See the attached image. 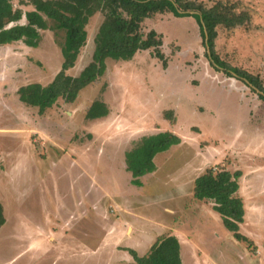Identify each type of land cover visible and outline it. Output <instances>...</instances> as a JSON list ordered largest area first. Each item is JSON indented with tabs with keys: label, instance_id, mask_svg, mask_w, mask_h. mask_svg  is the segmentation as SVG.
I'll use <instances>...</instances> for the list:
<instances>
[{
	"label": "rangeland",
	"instance_id": "rangeland-1",
	"mask_svg": "<svg viewBox=\"0 0 264 264\" xmlns=\"http://www.w3.org/2000/svg\"><path fill=\"white\" fill-rule=\"evenodd\" d=\"M198 1L210 6L219 0ZM227 1L249 12L251 23L230 34L218 28L216 52L264 86V0ZM21 2L14 0V7ZM102 21L101 14L89 20L86 45L69 75L91 62ZM142 30L162 36L165 70L151 51L128 62L107 60L105 74L74 103L60 100L42 115L23 105L17 91L53 80L63 33L42 32L35 49L0 47V264H135L128 248L145 255L157 237L171 234L182 264H264V101L211 68L193 17L156 15ZM95 101L109 114L88 121ZM163 132L181 143L159 154L156 171L140 179L147 185L138 189L124 153L141 137ZM209 168L241 172L239 231L250 246L234 240L212 203L194 198L193 180ZM84 201L97 205L99 217L92 207L81 216Z\"/></svg>",
	"mask_w": 264,
	"mask_h": 264
},
{
	"label": "trees",
	"instance_id": "trees-1",
	"mask_svg": "<svg viewBox=\"0 0 264 264\" xmlns=\"http://www.w3.org/2000/svg\"><path fill=\"white\" fill-rule=\"evenodd\" d=\"M14 7V0H0V47L22 43L35 49L41 42L42 32L48 30L63 33L58 43L62 57L59 72L43 86L28 84L18 89V100L28 108H36L42 115L58 101L72 104L79 93L101 78L106 71V61H131L138 53L151 51L153 59L167 68L161 47L162 36L154 30L144 33L142 25L156 15L171 14L176 18L193 17L198 25L205 57L216 72L235 78L246 84L264 101V86L258 76L231 67L218 56L215 42L217 29L233 33L239 28L249 29L251 15L241 10L237 2L219 0L207 6L198 0H21ZM239 5V6H238ZM101 14L103 21L94 37L91 62L77 76L68 71L74 68L87 41L86 27L89 20ZM109 110L104 102H93L86 111L85 119L94 121L107 117ZM166 120L175 122L171 112L164 114ZM180 138L171 132L143 136L124 153L126 172L131 183L141 187L140 179L156 171L154 159L178 146ZM240 171L209 168L193 183V196L199 201L212 203V210L221 219L223 227L235 241L251 245L240 233L244 219L242 200L237 196ZM5 224L0 203V228ZM135 264H182L180 244L173 235L156 239L144 256L129 250Z\"/></svg>",
	"mask_w": 264,
	"mask_h": 264
},
{
	"label": "crops",
	"instance_id": "crops-1",
	"mask_svg": "<svg viewBox=\"0 0 264 264\" xmlns=\"http://www.w3.org/2000/svg\"><path fill=\"white\" fill-rule=\"evenodd\" d=\"M158 157H159V155H157V156L155 157V159H154V163H155V161H156V159H157ZM156 168H157V166H156ZM153 173H154V172H153ZM148 175H151V174H148ZM146 176H147V175H146ZM144 177H145V176H144ZM144 177H142V178H144ZM198 177H199V176H198ZM142 178H141V179H142ZM196 178H197V177H196ZM196 178H195V179H196ZM195 179H194V180H195ZM194 180H193V183H194ZM145 185H147V184H145ZM145 185H143L142 187H140V188H138V189H143L144 187H146ZM80 205L82 206V208H83V207L85 208V209H84V208L82 209L81 216H82V215H85V217H87L88 212L91 211V210H89V207H92V210L95 209V210H96V213H97V214H96V213H94V214H96V215L99 217V214H98V212H97V208H96L97 205H94V204H92V203L89 204L87 201H86V202H85V201L82 202ZM94 206H95V207H94ZM87 208H88V209H87ZM100 209H101V206H99V209H98V210H100ZM91 212H92V211H91ZM66 223H67V221H65V223H64V225H65L66 227H70V226H71V222H70V221H69L68 224H66ZM154 228H155V227L151 225V229H154ZM133 230H134L133 226H131V228H130V226L127 228V232H128V234H129V236H133V235H134L135 232H133ZM137 231H138L137 233H139V230H137ZM154 231H155V229H154ZM60 232H61V231H60ZM56 233H57V229H56L54 232H51V233H50L51 235H50V238H49V239H50L51 241H54V237H53V236H54ZM150 235L152 236V234H150ZM171 235H173V236H175V237L177 238V236H176L175 234H171ZM118 236H119V235H118ZM159 237H160V236H159ZM151 238H152V237H151ZM157 238H158V237H157ZM157 238H156V239H157ZM156 239H155V241H156ZM155 241H154V242H155ZM154 242L151 243V241H150L151 245L149 246V249H150V247L153 245ZM137 246H141V245L138 243ZM128 250H132V251H134V249H131V248H128ZM148 251H149V250H148ZM148 251L145 253V255L148 253ZM83 252L88 254L87 248H83ZM134 252H135V251H134ZM135 253H136V252H135ZM136 254H137V253H136ZM129 255H130V254H129ZM137 255H138V254H137ZM138 256L141 257V256H144V255H138ZM130 259L134 262L132 256L130 257ZM134 263H135V262H134Z\"/></svg>",
	"mask_w": 264,
	"mask_h": 264
}]
</instances>
